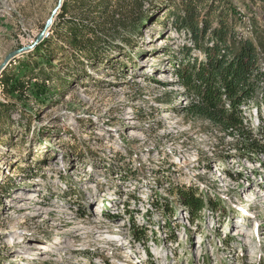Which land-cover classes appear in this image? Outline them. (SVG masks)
<instances>
[{
  "label": "rangeland",
  "instance_id": "1",
  "mask_svg": "<svg viewBox=\"0 0 264 264\" xmlns=\"http://www.w3.org/2000/svg\"><path fill=\"white\" fill-rule=\"evenodd\" d=\"M66 1L59 7L61 0H0V65L13 53L27 49L0 74V95L14 104L8 113L11 119L0 121V264H138L132 257L144 255L141 244L125 240L130 249L119 242H106L98 232L115 234L113 223L93 212L84 218L81 215L97 206L118 171L125 169L128 174L122 171L127 179L120 189H126L131 199L134 191L144 190L137 178L154 177V171L170 168L180 156L189 163L197 151L199 160L210 164L207 150L212 148L218 161L236 156L225 171L237 170L239 164L245 179H227L224 202L212 200L224 209L239 200L242 207L218 208L217 213L220 210L221 216L230 217L214 219V227L202 217L197 228L189 229L176 218L177 230L187 229V242L171 247L151 236L148 242L154 240L158 249L147 244L146 252L154 255L139 262L264 264V167L258 161H240V139L228 138L220 127L187 111L194 97L175 75L176 69L187 70L195 59H203L190 36L175 24L176 16L183 14V0H145L140 12L130 0L123 4L111 0L107 13L94 15L88 3L83 8L73 4L62 18ZM219 1L222 9L230 1L236 10L238 36L246 27L252 32L249 37L255 30L264 31L260 2ZM209 3L199 10L201 16ZM141 16H145L142 24ZM73 19L96 31L93 55L86 56L68 43L65 28ZM41 45H47L52 55L39 59L36 51ZM184 46L190 47L189 54ZM8 74L15 75L13 83H23L21 98L4 91L2 76ZM249 121L252 134L264 143L262 120L258 130L254 116ZM157 163L165 166L158 168L162 165ZM186 168L185 176V169H179L184 181L196 172L203 182L219 188L211 171L202 173L195 163ZM27 194H38L39 200L28 201L29 206L21 210L17 197ZM130 207L135 208L133 202ZM39 208L43 216L34 217ZM76 228L82 230L79 236L74 234ZM236 229L241 231L239 236L234 235ZM224 233L231 239L219 244L218 237ZM57 237L81 251L51 248L54 252L44 256L46 261L29 256L31 244L50 245Z\"/></svg>",
  "mask_w": 264,
  "mask_h": 264
},
{
  "label": "trees",
  "instance_id": "2",
  "mask_svg": "<svg viewBox=\"0 0 264 264\" xmlns=\"http://www.w3.org/2000/svg\"><path fill=\"white\" fill-rule=\"evenodd\" d=\"M67 0L63 5V18L70 12L73 4L83 8L87 6L92 15L101 11L107 13L111 6V0ZM129 0H121L123 4ZM132 7L140 11L144 8L145 0H130ZM210 1V3H209ZM255 5L260 2V8L264 13V0H252ZM225 2V1H224ZM207 5L206 14L201 16L199 10L203 5ZM226 3V2H225ZM219 0H183V14H178L175 24L179 31H186L190 36L192 45L198 49L203 57L202 60L195 59L187 70L176 69L175 75L179 80V85L193 95L187 109L192 115L204 118L213 125L220 127L223 132L231 129L238 130L240 141L237 148L240 150L241 160L254 163L264 157V143L252 134L250 128L243 124V107L254 102V106L259 113V120L264 125V31L258 29L248 38H239L235 32L234 22L236 10L232 8V3L227 1L226 8L222 9ZM217 16L215 18V15ZM215 18V19H214ZM145 16H141L139 22L142 24ZM216 21V25H214ZM68 23V22H67ZM85 22L72 20L66 25L65 31L68 33V43L78 52L89 56L95 51V41L98 39L96 31L92 28H85ZM85 28V29H84ZM60 33V32H59ZM87 34V36H85ZM61 36V34H59ZM50 43V42H49ZM86 45V47H84ZM88 45V46H87ZM189 54L190 47L184 46ZM52 55L47 45H41L36 51L39 59H45ZM14 74L2 76L4 91L7 93H17L18 98L22 97L23 83L17 81ZM14 104L0 103V121L2 118L11 119L8 114ZM260 126V125H259ZM259 127L256 129L258 130ZM264 166V163H262ZM237 179L242 178V174L232 175ZM182 203L190 210L192 221L199 218V212L205 207V202L196 197L193 189L179 191ZM211 207H216L215 201L209 200ZM167 211H172L170 205L165 202L161 205ZM85 214L81 215L84 217ZM136 236L143 238L141 233L136 232ZM231 237L224 243H229Z\"/></svg>",
  "mask_w": 264,
  "mask_h": 264
},
{
  "label": "built area",
  "instance_id": "3",
  "mask_svg": "<svg viewBox=\"0 0 264 264\" xmlns=\"http://www.w3.org/2000/svg\"><path fill=\"white\" fill-rule=\"evenodd\" d=\"M243 20H247V23L250 24V19L248 17H243ZM245 31L246 32H243L245 36H242L244 34L239 35L240 39L249 37L248 34L251 32V29H249V27H246ZM262 66V71L264 72V64ZM261 86H264V84L262 83ZM2 87H4V85H2ZM4 97L5 95H0V102L7 103ZM261 107L264 111V106ZM242 109L244 118L243 124L246 126V128L251 129V122L249 121L251 120V116H254V120L257 123L256 125L258 127L260 121L259 113L257 108L254 106V102H251L249 106H244ZM247 112H252L253 115L248 118ZM224 133L228 134V138L236 137L238 139H241L238 130L231 129L230 131ZM214 151L215 148L207 150L210 155L208 157L210 164L209 162L200 161L199 152L197 151L196 154L193 156L194 160L190 161L189 163H187L184 158L181 159L180 156V159H178L177 162H174L172 165L169 166L171 170L167 167V169L163 168V171H161L160 173L158 171H154V177L137 178L138 183L141 184V187H144V190L141 192L139 191V193H136L134 191L133 197H131V199L127 196L126 189H120L121 186H124V182L122 181H124V179H127L124 178L122 171H124V175L127 176L128 174L125 169L118 171V173L112 177L114 180V182L112 183L113 186H111L110 188H108L107 191L101 194V198L99 199V203L97 204V206L92 207V209H90V212H88L87 215L85 214L84 217H87L89 214H91V212H93L97 218L103 217L113 223L112 225L115 226L114 230L116 232L113 235L117 236L116 240L123 238L124 243L126 242L125 240H127L129 241V243L132 242L141 244L144 247V255L133 254L134 256L132 257L133 260L138 261V264H140V259L146 262L150 258L151 254L152 256L154 255L152 251L151 254L146 252L145 249L147 248V244L152 243L153 246L158 249L154 240L148 242V239L151 236H154L155 238H157V236L160 237L164 241V243H167L171 247L180 245L182 241L187 242V240L189 239L187 229L181 228L182 230H177L176 224L178 222L176 218H178L181 222L186 223L189 229L191 227L197 228L198 223L201 221L202 217L204 219L208 218L211 221V227H214L216 225L214 219L219 220L221 218L223 221H225L229 220L230 217L229 214L221 216L222 212L220 210L219 213L216 212L218 208H223L222 211H231L230 209L232 205L234 207L242 205V202L239 200L232 201V205H230L229 208L227 207L225 209L224 206L221 207L220 203L216 207H211L208 204L209 200L216 198L220 199L218 200L219 202H224V198L226 195H228V192L226 189L227 186H225L223 182H225L227 179L234 182H240L245 180L243 178L237 179L232 176L237 173L241 174V168H239V164L237 166V170L231 169L225 171V167L228 169V165L233 164V162H235L234 157L236 156L225 157L222 161H218L215 159ZM240 161L245 162L246 160ZM194 163L198 165L202 173H206V171H211V174L215 175V177L213 178L215 183H218L217 186L219 188L215 189L209 183L203 182L201 175L196 172L190 173V177L188 178L189 180L184 181L185 178H182L181 173L179 172L180 167H183L185 169L184 171H182L183 176H185L189 172L188 168H186L187 165ZM200 164H202V166H200ZM259 164L260 166L262 165V163ZM160 165L162 166H158V168H162L165 166L164 164ZM149 173H151V171L148 172V174ZM157 175H160L163 178ZM174 175L175 178H170ZM234 182L231 183L233 184ZM188 189L195 190L196 197L202 199L206 204L205 207L199 212V218L195 220V222L192 221L190 210L187 206L182 203L181 196L179 194V191ZM130 202H133V206L135 205V208L130 207ZM165 202L170 205L172 211H166L164 207L161 206ZM95 208H99V210L97 212H94L93 210ZM136 232L141 233L143 238H140V236H136ZM229 237L225 233L222 235V237L219 236V244H223L224 241ZM118 245L121 246V244L119 243ZM126 247L131 249L130 245H126ZM199 247H201V245H199Z\"/></svg>",
  "mask_w": 264,
  "mask_h": 264
},
{
  "label": "bare ground",
  "instance_id": "4",
  "mask_svg": "<svg viewBox=\"0 0 264 264\" xmlns=\"http://www.w3.org/2000/svg\"><path fill=\"white\" fill-rule=\"evenodd\" d=\"M163 42H165V41H162V44H163ZM159 79L163 80L165 78L159 77ZM170 81L173 82L174 80H170L169 79V82ZM34 195L35 194H27L25 197L24 196L23 197H17V198H21V203L19 205L20 208H21V210L22 209H25V208H27L29 206V205H27V202L28 201L29 202H32V201L37 202L39 200L38 197H36ZM259 199H261V198L259 197L256 200H259ZM238 207L241 208L242 205H240ZM29 209H30V207H29ZM43 213L44 212L42 211V209H40V208L39 209H35L33 216L39 218V217H42L43 216ZM80 231H82V230H80L79 228L74 229L75 236H79L80 234H78V233ZM240 232H241L240 230L236 229V233L234 235H238V234H240ZM98 233H100V237H103L104 238V241H106V242H119L122 247H125L126 246V244L123 242V238L119 239V241H118V240H116L117 239L116 238L117 236L111 234L110 232H98ZM64 243H68V244L67 245H64ZM198 244H201L202 245V242H199ZM27 248H28L29 251H32L29 254V256H34V257L36 256L37 258L39 257V259H41L42 261H46L47 260V258L44 257L45 255H50V256L52 255V253L54 252L52 249H59L62 252H64V251L70 252V251H74V250L75 251H81L79 249L78 250L74 249L73 246L71 244H69L68 241H65V242L63 241L62 242L61 237H57L53 241V243L50 244V245H46L44 243H40V244L38 243V244H33V245L31 244L30 247H27Z\"/></svg>",
  "mask_w": 264,
  "mask_h": 264
},
{
  "label": "water",
  "instance_id": "5",
  "mask_svg": "<svg viewBox=\"0 0 264 264\" xmlns=\"http://www.w3.org/2000/svg\"><path fill=\"white\" fill-rule=\"evenodd\" d=\"M62 5V0L60 2L59 7ZM42 35L39 37L38 41H40L42 39ZM38 43V42H37ZM30 49V48H29ZM27 49H21L19 51H17L16 53H13L12 55H10L9 57L6 58V60L0 65V74L2 73L3 69L6 67V65L9 63V61L14 58L15 56L21 54L22 52L26 51Z\"/></svg>",
  "mask_w": 264,
  "mask_h": 264
}]
</instances>
